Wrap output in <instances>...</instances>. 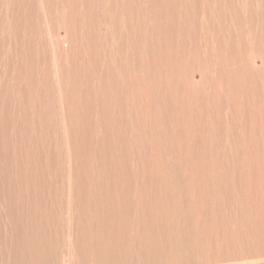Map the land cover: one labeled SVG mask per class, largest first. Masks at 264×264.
I'll return each instance as SVG.
<instances>
[{"label":"rangeland","instance_id":"rangeland-1","mask_svg":"<svg viewBox=\"0 0 264 264\" xmlns=\"http://www.w3.org/2000/svg\"><path fill=\"white\" fill-rule=\"evenodd\" d=\"M0 264H264V0H0Z\"/></svg>","mask_w":264,"mask_h":264}]
</instances>
